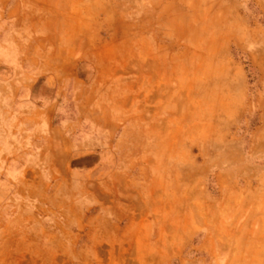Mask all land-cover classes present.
I'll return each instance as SVG.
<instances>
[{
  "label": "rangeland",
  "instance_id": "rangeland-1",
  "mask_svg": "<svg viewBox=\"0 0 264 264\" xmlns=\"http://www.w3.org/2000/svg\"><path fill=\"white\" fill-rule=\"evenodd\" d=\"M256 58L264 0H0V264L236 246L264 162Z\"/></svg>",
  "mask_w": 264,
  "mask_h": 264
},
{
  "label": "crops",
  "instance_id": "crops-1",
  "mask_svg": "<svg viewBox=\"0 0 264 264\" xmlns=\"http://www.w3.org/2000/svg\"><path fill=\"white\" fill-rule=\"evenodd\" d=\"M255 61L260 64L263 70L262 71L260 68L258 69L260 73L259 76H264V58H256ZM236 73L234 72L231 74L235 79H237L239 75ZM151 95L153 96V90L151 91ZM248 139L250 142H253V144L262 143L264 145V122L261 125L253 126ZM151 142H154L153 139ZM251 156L252 160L264 161V153H256V155L252 153ZM251 170V174L254 175V177L256 176V179L259 181L257 180L258 183L246 187L244 198L239 200L241 207L246 206L248 208V215L243 222L246 224L245 228L247 232H245V234L239 232L237 235L232 232V235L237 238V245L234 247L224 249L219 248L218 244H216L215 247L200 253V264H264V162L262 164H255L254 162V164L251 165ZM237 218H239V216ZM255 224L261 226L258 232H256V236L252 238L250 237V232L253 230ZM208 238L209 234L207 233L202 241L208 240ZM240 239H247L245 247H239L241 244L239 243ZM202 241L200 243L201 247L204 244Z\"/></svg>",
  "mask_w": 264,
  "mask_h": 264
}]
</instances>
